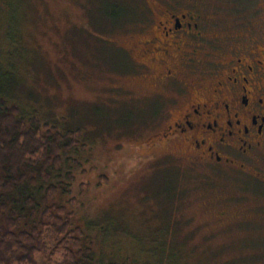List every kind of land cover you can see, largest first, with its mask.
<instances>
[{
	"label": "rangeland",
	"instance_id": "rangeland-1",
	"mask_svg": "<svg viewBox=\"0 0 264 264\" xmlns=\"http://www.w3.org/2000/svg\"><path fill=\"white\" fill-rule=\"evenodd\" d=\"M118 1L135 19L115 24ZM161 3L193 8L222 30L264 15V0H0V91L26 115L81 129L82 146L53 171L67 191L52 203L73 213L89 264H264V184L144 146L165 116L114 98L116 88L154 87L116 71L121 48L134 57L138 26Z\"/></svg>",
	"mask_w": 264,
	"mask_h": 264
},
{
	"label": "flooded vegetation",
	"instance_id": "flooded-vegetation-1",
	"mask_svg": "<svg viewBox=\"0 0 264 264\" xmlns=\"http://www.w3.org/2000/svg\"><path fill=\"white\" fill-rule=\"evenodd\" d=\"M138 27L136 53L121 48L125 64L116 72L134 70L154 87L113 95L165 116L143 145L264 184V15L222 30L193 8L161 3Z\"/></svg>",
	"mask_w": 264,
	"mask_h": 264
},
{
	"label": "trees",
	"instance_id": "trees-1",
	"mask_svg": "<svg viewBox=\"0 0 264 264\" xmlns=\"http://www.w3.org/2000/svg\"><path fill=\"white\" fill-rule=\"evenodd\" d=\"M126 3L118 1L110 7L115 24L135 19L136 11ZM3 93L0 91V264H89L92 248L86 245L81 228L74 226L73 213L66 205L52 203L59 191H67L52 182L53 171H59L64 157L81 145V129L61 131L36 114L26 115ZM34 190L41 192L39 200L34 198ZM59 252L61 261H56Z\"/></svg>",
	"mask_w": 264,
	"mask_h": 264
}]
</instances>
